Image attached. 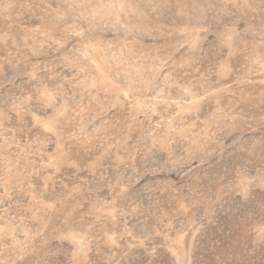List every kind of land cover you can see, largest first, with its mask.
<instances>
[{"label": "rangeland", "instance_id": "374dc122", "mask_svg": "<svg viewBox=\"0 0 264 264\" xmlns=\"http://www.w3.org/2000/svg\"><path fill=\"white\" fill-rule=\"evenodd\" d=\"M0 264H264V0H0Z\"/></svg>", "mask_w": 264, "mask_h": 264}]
</instances>
